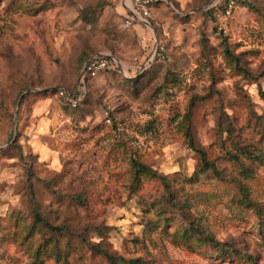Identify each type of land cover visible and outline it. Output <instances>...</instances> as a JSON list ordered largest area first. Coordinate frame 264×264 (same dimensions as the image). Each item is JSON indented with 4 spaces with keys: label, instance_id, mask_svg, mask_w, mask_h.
<instances>
[{
    "label": "rangeland",
    "instance_id": "1",
    "mask_svg": "<svg viewBox=\"0 0 264 264\" xmlns=\"http://www.w3.org/2000/svg\"><path fill=\"white\" fill-rule=\"evenodd\" d=\"M166 1L0 0V264H264V0Z\"/></svg>",
    "mask_w": 264,
    "mask_h": 264
},
{
    "label": "built area",
    "instance_id": "2",
    "mask_svg": "<svg viewBox=\"0 0 264 264\" xmlns=\"http://www.w3.org/2000/svg\"><path fill=\"white\" fill-rule=\"evenodd\" d=\"M121 5L126 16L124 21L125 28H133L136 25L148 26L149 21L145 16L148 15L149 9L155 4H161L167 2L166 0H121ZM168 3V2H167ZM234 8V3L229 4L227 14L230 15ZM154 57V56H153ZM105 70H118L122 75H126L123 70V64L120 59L114 56L111 52L101 51L92 55L86 62L84 69L80 76L79 93L85 88L86 82L89 79H95L99 74ZM62 95L66 94L69 101L74 103L70 99V94L67 90H61ZM110 123V119H108Z\"/></svg>",
    "mask_w": 264,
    "mask_h": 264
},
{
    "label": "trees",
    "instance_id": "3",
    "mask_svg": "<svg viewBox=\"0 0 264 264\" xmlns=\"http://www.w3.org/2000/svg\"><path fill=\"white\" fill-rule=\"evenodd\" d=\"M157 5H158V4H155L154 6H157ZM125 20H126V16H124L123 21H125ZM124 28H125V27H124ZM125 29H127V28H125ZM128 29H129V28H128ZM98 52H101V51H98ZM98 52H95V53L91 54V55L88 57V59H89L92 55H94V54H96V53H98ZM107 52H109V51H107ZM111 53H112V52H111ZM112 54H113L114 56L117 57V55H115L114 53H112ZM117 58L119 59V57H117ZM88 59H87V61H88ZM87 61H86V62H87ZM238 67H239V69L241 70V72H242L246 77H251V78H253V79H255V80H258V79L260 78L259 75H253V74H251L249 71H247L246 69H244L243 67H241V66H239V65H238ZM103 74H115V75H118V76H120V77H123V76L121 75V73H120L118 70H105V71L101 72V73L99 74V76H100V75H103ZM99 76H98V77H99ZM98 77H96V78H98ZM96 78H95V79H96ZM91 80H93V79H89V80H87V82H86V86H87V83H89V81H91ZM86 86H85V88H86ZM61 93H62V91H60L59 94H60V95L66 100V101H68L69 103H71V102L69 101L67 95H66V94H63V95H62ZM69 94H70V99L74 101V100L76 99V92H75V93H74V92L71 93V91H70ZM188 138H189L190 144L194 147L193 138H192V136H191L190 133L188 134ZM200 153H201V156L204 158V153H203V152H200ZM206 165H207L208 167L210 166V164L207 163V162H206ZM134 168H135V170L137 171V173H139V174H146V175L151 176V177H158V176H159V174H158L157 171H155L154 169H152V168H150V167H148V166H145V165H143V164H141V163H138V162H135V163H134ZM77 200H78L79 202H82V198H81V197H78ZM36 222H39V223H45V225H46L47 227H49V229L54 230V231H60V228H54V227H52L49 223H47L46 220H45V217H44V216H37V220H36ZM93 250H94L95 252L99 253V254H103V255L107 258V260L110 262V264H120L119 258H118L116 255L111 254L109 251H107V250H105V249H101L99 246H98V247H93Z\"/></svg>",
    "mask_w": 264,
    "mask_h": 264
},
{
    "label": "crops",
    "instance_id": "4",
    "mask_svg": "<svg viewBox=\"0 0 264 264\" xmlns=\"http://www.w3.org/2000/svg\"><path fill=\"white\" fill-rule=\"evenodd\" d=\"M119 2H120V4H119V7H120V9L123 11V8H122V5H121V0H119Z\"/></svg>",
    "mask_w": 264,
    "mask_h": 264
},
{
    "label": "water",
    "instance_id": "5",
    "mask_svg": "<svg viewBox=\"0 0 264 264\" xmlns=\"http://www.w3.org/2000/svg\"><path fill=\"white\" fill-rule=\"evenodd\" d=\"M148 26H149V27L151 26L150 23H148Z\"/></svg>",
    "mask_w": 264,
    "mask_h": 264
}]
</instances>
